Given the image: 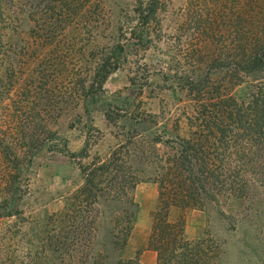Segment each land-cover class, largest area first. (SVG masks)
Masks as SVG:
<instances>
[{
  "label": "trees",
  "instance_id": "trees-1",
  "mask_svg": "<svg viewBox=\"0 0 264 264\" xmlns=\"http://www.w3.org/2000/svg\"><path fill=\"white\" fill-rule=\"evenodd\" d=\"M52 1L53 5L38 0L23 3L0 0V101L6 105V111L29 109L16 122L13 118L10 122L7 119L5 125L0 121V216L17 213L22 166L30 163L46 141L35 133L36 113L30 106L34 99V78L39 83L44 74L51 73L44 72L42 64L46 66V62L52 65L53 73L59 71L55 61L69 50L55 44L52 37L58 25L65 26L67 21L70 24L81 13L87 0ZM39 2H43L42 7L50 15H43ZM188 3L193 13L207 19L196 49L198 74L174 81L189 101L180 117L185 131L179 133L176 124L172 128L174 134L167 133L165 128L163 134H168L165 139H150L153 145L160 142L166 147L162 156H148L145 148L134 144L131 153L116 151L107 163L96 167L78 161L85 177L83 187L88 193L81 194L76 212L62 225L63 235L55 243L57 264L58 261L61 264V248H66L68 264H140L136 253L127 259L120 255L111 258L107 251L90 248L94 220L86 222L78 208L101 201L119 205L113 223L121 226L110 231L108 243L110 250L120 254L137 211L131 192L143 174L157 185L146 238V247L155 252V264H219L220 243L203 233L188 238L182 211L204 210L220 201H258V195L264 198V0H188ZM156 11V0H146L140 7L137 25L130 31L138 45L143 44L142 32ZM214 12L220 15L217 24L212 18ZM42 20L48 25L46 29L41 28ZM22 21L26 22L23 27L26 31L19 30ZM220 24L224 31H216ZM127 46L118 39L89 51L88 56L96 61L85 77L86 85L80 80L72 82L70 77L68 91L79 84L78 94L83 103L87 104L89 98L94 100L108 75L119 67ZM23 48L27 51L23 56L35 61L31 68L30 61L20 59ZM15 74L26 76L25 95L8 105L4 100L8 101L9 93L18 83L13 79ZM45 136L52 137V131L46 130ZM60 152L69 158L87 155L85 144L76 153L64 146ZM173 209L179 211L175 218L170 215Z\"/></svg>",
  "mask_w": 264,
  "mask_h": 264
},
{
  "label": "rangeland",
  "instance_id": "rangeland-1",
  "mask_svg": "<svg viewBox=\"0 0 264 264\" xmlns=\"http://www.w3.org/2000/svg\"><path fill=\"white\" fill-rule=\"evenodd\" d=\"M38 1L53 5L52 0ZM43 2L37 5L47 17L50 12L42 7ZM145 2L87 0L70 24L67 21L65 26H57L52 39L60 47H67L69 53L55 61L59 71L53 73L52 65L46 62V66L42 64L44 72L51 73L44 74L39 83L34 78V99L30 106L36 113L33 116L36 117L35 133L46 141L30 163L22 166L17 213L0 216V264H57L55 243L63 235L62 225L76 212L81 194L88 193L83 187L85 177L78 161L96 167L107 163L116 151L131 153L134 144L145 148L148 156H162L166 147L160 142L153 145L150 139H165L168 135L163 134L165 128L167 133L174 134L176 131L172 128L176 124L179 133L185 131L180 117L189 101L174 81L198 74L196 49L207 17L193 13L188 0H156L157 11L142 32L143 44L138 45L130 31L137 25V14ZM211 14L217 24L220 15ZM45 20L41 26L44 29L48 27ZM22 22L19 30L25 28L26 22ZM221 26L216 31L222 30ZM118 39L128 44L119 67L108 75L94 100L89 98L84 104L78 94L79 84L72 85L69 92L67 79L71 77L72 82L80 80L86 85L85 77L96 61L88 56L89 51L99 50ZM24 53H27L26 48L21 50L20 59L29 62L30 58L23 56ZM34 65L35 61H30L29 68ZM15 77L18 83L14 84L8 101L4 100L8 105L25 95L26 76L15 74ZM5 106L0 101L3 125L11 118L16 122L29 110L20 109L18 104V112L10 108L6 111ZM46 130L52 131V137L45 136ZM84 144L87 155L83 158H69L60 152L64 146L76 153ZM131 196L137 211L127 244L120 254L110 250L108 243L110 231L121 226L113 223L119 205L101 201L78 208L86 222L90 218L94 220L90 248L107 251L111 258L120 255L127 259L136 253L140 264H155V252L146 247V238L157 185L143 174ZM257 198L258 201H220L204 210H183L185 235L195 238L203 233L216 239L222 250L219 264H264V198L260 195ZM219 211L229 216H222ZM178 214L175 209L170 212L172 218ZM59 251L61 264H68L66 248Z\"/></svg>",
  "mask_w": 264,
  "mask_h": 264
}]
</instances>
